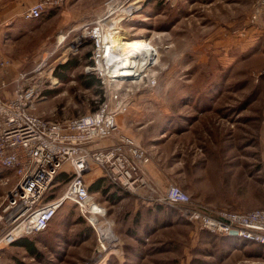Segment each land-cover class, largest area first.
<instances>
[{
  "label": "rangeland",
  "instance_id": "rangeland-1",
  "mask_svg": "<svg viewBox=\"0 0 264 264\" xmlns=\"http://www.w3.org/2000/svg\"><path fill=\"white\" fill-rule=\"evenodd\" d=\"M254 5L255 0H65L30 20L28 31L17 39L18 52L24 56L13 58L40 85L33 113L65 120L92 112L105 91L100 82L90 88L83 85L91 76L99 81L85 70L93 49L84 37L85 28L109 13L107 33L126 46L128 61L150 44L157 51L149 73L155 86L148 87L146 79L115 81L113 86H119L131 104L140 100L143 112L152 118L170 116L172 122L162 121L161 130L183 149L190 142L205 146L208 140L240 146L242 160L253 151L255 199L260 207L264 203V44L238 38L251 25ZM145 53L150 60L151 52ZM67 61L76 64L62 68ZM208 107L212 109L198 115ZM183 130L187 132L178 134ZM185 158L186 149L183 162ZM68 180V174L60 173L45 200L59 195ZM14 183L13 173L0 168V206ZM116 192L121 196H114L108 187L98 193L91 190L100 203V222L96 215L91 217L98 226L76 204L66 202L47 231L27 236L36 255L11 245L0 252V264H264L263 247L211 234L184 219L175 207H161L154 219L151 213L142 218L145 205H139L132 218L133 205L128 206L125 197L143 201Z\"/></svg>",
  "mask_w": 264,
  "mask_h": 264
},
{
  "label": "built area",
  "instance_id": "built-area-1",
  "mask_svg": "<svg viewBox=\"0 0 264 264\" xmlns=\"http://www.w3.org/2000/svg\"><path fill=\"white\" fill-rule=\"evenodd\" d=\"M64 2L38 0L21 16L26 20L38 19L46 9ZM109 15L87 23L85 28L84 37L93 45L92 63L85 70L97 75L105 91L104 99L92 112L65 120L45 119L32 112L41 90L30 72L18 73L13 95L8 99L1 97L5 82L0 81V168L11 171L15 178L0 206V252L20 237L47 230L66 202L76 204L83 215L89 214L87 207L91 203L100 205L85 180L92 165L102 169L109 184L143 202L175 207L184 219L211 234L225 236L236 231L237 237L264 247V203L248 211L209 208L195 203L179 185L170 184L161 191L148 180L143 166L149 163L150 154L133 138L119 133L116 118L128 112L130 103L113 82L146 79L148 87L155 86L156 79L149 73L157 53L150 44L131 61L119 60L107 33ZM249 19L250 26H260L264 36V0H255ZM3 23L0 18V25ZM247 34L242 31L239 37ZM146 50L154 58L146 60ZM10 64L9 58L0 57V72ZM106 138L114 142L100 146L99 142ZM62 171L69 175L67 186L59 195L45 200Z\"/></svg>",
  "mask_w": 264,
  "mask_h": 264
},
{
  "label": "crops",
  "instance_id": "crops-1",
  "mask_svg": "<svg viewBox=\"0 0 264 264\" xmlns=\"http://www.w3.org/2000/svg\"><path fill=\"white\" fill-rule=\"evenodd\" d=\"M35 1L37 0H0V18L4 22L0 25V57L11 60V64L0 72V81L5 82V86L1 89L3 99L12 97L18 73L27 72L20 69L18 59L15 60L13 57L24 56L21 51L18 52L17 39L28 31L27 26L31 21L19 16ZM245 30L248 33L247 37L238 36V38H243L245 42L247 39L250 44L261 40L264 44L263 29L260 26H248ZM140 106V100L132 104L130 101L128 112L118 115L116 121L119 133L133 138L150 154V161L143 166V169L152 184L161 191H164L170 184L182 186L195 203L209 208H228L235 211H248L257 208L255 199L257 169L253 151H248V155L242 160L240 146L210 144L212 142L208 140L205 141L206 147L190 142L183 149L177 145L176 138L168 136L169 138L166 139L164 136V130H161L162 121L167 119L155 115L152 118L143 112ZM211 109L208 107V110L200 111L198 115L203 116ZM168 119L167 122L171 123L170 116ZM185 132L187 131L183 130L178 134L182 135ZM113 142L112 138H106L101 140L99 145L109 146ZM164 147H167L168 150L165 151ZM185 149L186 158L183 162L182 150ZM203 149L206 150L207 155ZM64 170H67V166L64 167ZM85 180L89 186H93L92 193L102 192L109 185L102 169L95 165H92L91 171L85 175ZM109 191L114 193L113 188H109ZM116 194L121 196L120 192ZM126 197V201L130 202L128 206L133 205V208L129 209L131 211L129 215L132 218L138 213L139 205H145L141 212L142 218L151 213L150 208L154 211L153 205L150 206L149 203L143 202L139 204V200L130 195ZM130 197L135 200L133 199L131 202ZM151 214L153 218L157 215L153 212Z\"/></svg>",
  "mask_w": 264,
  "mask_h": 264
},
{
  "label": "trees",
  "instance_id": "trees-1",
  "mask_svg": "<svg viewBox=\"0 0 264 264\" xmlns=\"http://www.w3.org/2000/svg\"><path fill=\"white\" fill-rule=\"evenodd\" d=\"M91 62V61H90ZM89 62V63H90ZM92 63V62H91ZM76 63L74 62V64L72 65V63L71 62H65L63 65H61L62 66V68H69V67H72V66H74ZM60 71V70H59ZM92 74V73H91ZM58 76L60 77L61 75L60 74H58ZM85 76H82V78H84ZM92 78V76L90 77V78H87L86 80H84L85 82L83 83V85L86 87V88H90L92 85H98V80H97V78H95V76H93V78ZM56 179V178H55ZM109 186V187H108ZM107 187H108V190H109V188H113V192L114 193H117L116 191L117 190H120L119 188H117V187H115V186H113V185H111V184H109V185H107ZM107 187H105V188H107ZM94 188H93V186L92 185H90L89 186V188H88V190H89V192H91V190H93ZM122 191V190H121ZM114 193H113V195H114ZM164 206H166V205H160V204H153V207H154V211H153V209H149V211L152 213H154V214H156L157 213V211L159 212L160 210H161V207H164ZM152 207V208H153ZM57 214H58V212H57ZM57 214L55 215V217L53 218V221H52V223L54 222V220H55V218H56V216H57ZM156 217V216H155ZM52 223L50 224V226H49V228L51 227V225H52ZM48 228V229H49ZM47 229V230H48ZM47 230H45V231H47ZM45 231H43V232H45ZM42 233V232H41ZM39 234V233H38ZM224 237H227V238H229V239H240L239 237H237V236H231V235H225ZM241 240V239H240ZM243 241H245V242H249V243H253V244H257V245H259V246H261V247H263L261 244H259V243H255V242H252V241H248V240H243ZM12 245H15V246H22V247H24V248H26L27 250H29L33 255H36V251H35V248H34V245H33V242H32V240L30 239V237L28 238V237H21V238H18ZM263 249H264V247H263Z\"/></svg>",
  "mask_w": 264,
  "mask_h": 264
},
{
  "label": "bare ground",
  "instance_id": "bare-ground-1",
  "mask_svg": "<svg viewBox=\"0 0 264 264\" xmlns=\"http://www.w3.org/2000/svg\"><path fill=\"white\" fill-rule=\"evenodd\" d=\"M109 37L113 43V47H114L113 50L117 53V55H119L118 59L119 60H128L129 59L128 52L127 53L125 52L126 46L123 43H120L116 36L111 37V35H109ZM60 41H61V39H60ZM119 43L121 45L118 46ZM87 208L89 211V220L92 222L91 217L93 214V216L96 215V218L99 219V222H100V206L99 205L95 206V204L91 203ZM99 222L98 223L92 222V223H93V225L98 226L97 224H99Z\"/></svg>",
  "mask_w": 264,
  "mask_h": 264
},
{
  "label": "water",
  "instance_id": "water-1",
  "mask_svg": "<svg viewBox=\"0 0 264 264\" xmlns=\"http://www.w3.org/2000/svg\"><path fill=\"white\" fill-rule=\"evenodd\" d=\"M237 233H236V231H232L231 233H230V235H236Z\"/></svg>",
  "mask_w": 264,
  "mask_h": 264
}]
</instances>
